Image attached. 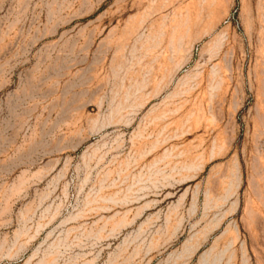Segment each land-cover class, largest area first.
<instances>
[{
    "label": "rangeland",
    "instance_id": "rangeland-1",
    "mask_svg": "<svg viewBox=\"0 0 264 264\" xmlns=\"http://www.w3.org/2000/svg\"><path fill=\"white\" fill-rule=\"evenodd\" d=\"M0 264H264V0H0Z\"/></svg>",
    "mask_w": 264,
    "mask_h": 264
}]
</instances>
